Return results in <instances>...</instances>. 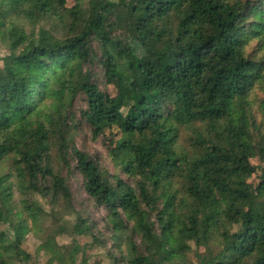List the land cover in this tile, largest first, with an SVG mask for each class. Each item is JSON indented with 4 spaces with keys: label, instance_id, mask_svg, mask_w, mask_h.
<instances>
[{
    "label": "trees",
    "instance_id": "obj_1",
    "mask_svg": "<svg viewBox=\"0 0 264 264\" xmlns=\"http://www.w3.org/2000/svg\"><path fill=\"white\" fill-rule=\"evenodd\" d=\"M0 43V264H88L81 237L107 248L55 156L107 212L111 264H264V0H0ZM81 126L113 173L75 147ZM48 215L32 255L29 219Z\"/></svg>",
    "mask_w": 264,
    "mask_h": 264
},
{
    "label": "rangeland",
    "instance_id": "obj_2",
    "mask_svg": "<svg viewBox=\"0 0 264 264\" xmlns=\"http://www.w3.org/2000/svg\"><path fill=\"white\" fill-rule=\"evenodd\" d=\"M46 28H51V26H46ZM54 28V27H53ZM52 28V29H53ZM31 29V26H28V30ZM54 30V29H53ZM57 37H61L62 33L60 31L54 30ZM9 54V50L0 43V59L4 58ZM90 71L92 72L93 79L100 82L101 88L103 85L101 84L102 79V72L99 67H91ZM108 91L110 95L115 96L116 91L115 89L110 86L108 87ZM84 107L80 102L77 103L76 110L79 111L80 108ZM100 137L99 139H93L91 131L86 126H81L75 133L74 141L75 147L90 155V157L94 160L99 162L102 167L107 168L111 173H113L114 168L111 163V160L108 157L105 141ZM110 136H107V140ZM68 161L70 163V169L64 166V164L58 161V158L54 157L55 168L64 176L69 177V182L71 186V191L73 195V208L83 214L85 218L90 220L92 223L95 224L94 234L97 238H100L102 241L107 242V248L102 249L99 245L93 243L92 237H81L78 239L79 243L83 246L86 245L85 248L88 250L87 254L89 257L88 264H111L113 261L110 255H115L118 258H121L122 253L113 246L112 241L110 238V228L111 225L107 218V212L103 208H98L95 203L89 198L87 193L85 192L83 186V178L80 173L76 170V161L71 157L68 156ZM252 164L256 168V174L250 175L248 177V181L250 183L256 184L257 183V175L260 173V168L258 163L255 160H252ZM124 177V176H123ZM15 190L12 191L14 197V204L18 211L24 212L27 216L28 210L25 208V205L22 206L19 201L21 199L20 192L16 188L15 182L13 181ZM41 206L45 209L48 214H52V205L49 203L50 198H42L41 196H36L35 198ZM6 211V210H5ZM76 215L68 218L69 220H74ZM32 220L29 219L28 227L31 228L30 232L26 235V239L24 241L23 247L24 249L31 253L32 255H36L39 246L42 242L47 238L50 227L53 223L52 217L49 215L45 218H42L37 225H34ZM0 230L7 232L11 237L14 236V231L10 223L1 224ZM56 241L60 245L70 244L72 239L66 236H59L56 238ZM89 246H92L89 248ZM202 254L204 253V249H200ZM125 254V252H124ZM47 255H39L36 257V264H47ZM196 262V258L194 257V253H190L187 257V264H194Z\"/></svg>",
    "mask_w": 264,
    "mask_h": 264
}]
</instances>
